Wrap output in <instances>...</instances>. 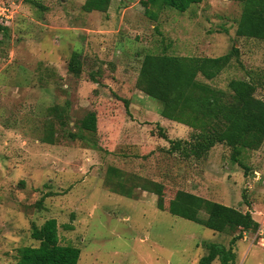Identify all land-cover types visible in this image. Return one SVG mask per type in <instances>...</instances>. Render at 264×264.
Wrapping results in <instances>:
<instances>
[{
	"label": "rangeland",
	"instance_id": "rangeland-1",
	"mask_svg": "<svg viewBox=\"0 0 264 264\" xmlns=\"http://www.w3.org/2000/svg\"><path fill=\"white\" fill-rule=\"evenodd\" d=\"M86 1L0 0V264H17L20 248L38 246L32 226L49 219L62 245L81 249L78 264H199L207 244L229 247L233 233L159 209L152 182L165 187L167 205L178 191H199L201 181L205 198L251 211L261 228L264 145L243 152L248 171L223 146L203 164L172 152L161 132L192 141L191 130L164 119L162 104L138 85L147 55L217 58L236 46L237 61L200 80L226 91L246 79L264 100V42L236 35L242 0L165 10L157 22L142 0H109L106 11L91 13ZM74 53L80 76L69 72ZM56 107L66 113L63 126ZM90 112L95 134L79 128ZM52 132L56 143H44ZM259 229L237 243L235 264H264Z\"/></svg>",
	"mask_w": 264,
	"mask_h": 264
},
{
	"label": "trees",
	"instance_id": "trees-1",
	"mask_svg": "<svg viewBox=\"0 0 264 264\" xmlns=\"http://www.w3.org/2000/svg\"><path fill=\"white\" fill-rule=\"evenodd\" d=\"M108 1L87 0L83 8L88 13L104 12V4ZM203 1L142 0V4L145 15L151 21L157 22L165 10L172 9L183 13ZM242 4L243 12L238 21L237 37L264 42V0H242ZM167 51L164 49L160 55H147L144 58L138 85L150 98L162 104L161 116L164 119L191 130L192 141L170 140L163 132L161 137L169 141L172 152H180L185 158H194L202 164L207 162L214 148L226 147L230 150L231 161L248 171L249 168L242 164L241 157L244 151H257L264 145V100L256 96L255 85L246 79L231 80L226 91L200 80L202 78L213 81L219 77L233 59H239V49L234 46L231 53L217 58L171 56ZM79 59V55L74 53L69 62V72L76 76L82 73ZM124 103L128 108L129 102L125 100ZM60 110L56 107L52 111L63 126L66 113ZM79 128L95 134L97 114L88 113L80 122ZM68 137L73 140L79 138L71 133ZM43 142L54 145V132L47 133ZM182 145L185 147L184 151H181ZM195 172L198 173V170ZM150 184L151 191L158 197L159 209L195 222L215 233L234 234L228 248L219 244H207L205 247L208 254L200 259L199 264H212L216 260L221 264H235L237 243L244 239L246 233L255 232L260 227L251 211L243 212L211 201L198 195V191H178L165 205V187L160 183ZM125 196L129 197L130 194L126 193ZM67 228L73 229L70 226ZM31 236L39 245L20 248L17 264L79 263L81 249L61 244L56 219H49L40 227L33 225Z\"/></svg>",
	"mask_w": 264,
	"mask_h": 264
},
{
	"label": "crops",
	"instance_id": "crops-1",
	"mask_svg": "<svg viewBox=\"0 0 264 264\" xmlns=\"http://www.w3.org/2000/svg\"><path fill=\"white\" fill-rule=\"evenodd\" d=\"M190 182L192 183V181H190ZM196 184H200L199 191H198V195L203 196V197L204 196L206 197L205 193H206L207 189L205 187H203V185L201 186V181H200V183H198V181H196ZM193 193H196V191H194ZM222 203H224V202H222ZM224 205H226V204H224ZM242 241H244V240H242Z\"/></svg>",
	"mask_w": 264,
	"mask_h": 264
},
{
	"label": "built area",
	"instance_id": "built-area-1",
	"mask_svg": "<svg viewBox=\"0 0 264 264\" xmlns=\"http://www.w3.org/2000/svg\"><path fill=\"white\" fill-rule=\"evenodd\" d=\"M1 10H3V9H1ZM3 11H5V10H3ZM1 15H5V12L4 13H2ZM10 17L9 16H5V19H9ZM260 228V227H259ZM259 233L261 234V235H263V237H262V239L260 240V241H262V246L264 247V223H263V225L261 226V228L259 229Z\"/></svg>",
	"mask_w": 264,
	"mask_h": 264
}]
</instances>
